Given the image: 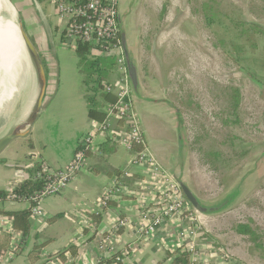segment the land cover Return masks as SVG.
Listing matches in <instances>:
<instances>
[{
	"label": "crops",
	"instance_id": "1",
	"mask_svg": "<svg viewBox=\"0 0 264 264\" xmlns=\"http://www.w3.org/2000/svg\"><path fill=\"white\" fill-rule=\"evenodd\" d=\"M137 1L120 0V28L125 52L136 69L138 83V93L133 92L134 110L148 149L157 163L175 182L180 178L199 202L189 180V161L179 144L181 123L167 90L172 68L176 64L175 43L185 39L191 48L193 37L197 38V29L193 31V14L184 6V0H167L165 6L169 11L164 16L158 13V23H153L151 16L140 20L135 13L143 11L145 6H140ZM32 2L33 9L41 15L39 21L47 26L45 29L50 37L48 44L46 39L36 41L33 37L48 74L47 100L29 134L14 140L3 152L0 158V191L7 192L9 187L28 180L30 175L26 169L35 163L50 171L65 169L80 140L86 135H94L91 155L85 158L83 169L59 194L43 199L37 212L30 216V233L23 245H20L21 234L12 230L11 220L0 218V233L12 234L10 249L1 255L0 264H29L27 256L35 245H44L35 264H95L99 258L107 259L109 252L113 254L119 251L121 264H170L172 258L168 259V254L182 246L187 248L190 244L194 245L196 251L191 264H241L236 254L228 250L225 252L212 239L201 238L199 221L188 201L186 211L164 219L154 233L148 236L135 233L133 226L138 223L142 212L148 215L160 213L164 185L160 179L152 177L145 165L133 167L128 171L129 175L123 177L121 173L132 162L133 153L96 131L95 123L88 119L86 103L79 93L71 90L61 97L55 63L58 56L56 49H52L57 28L56 25L52 27L47 17L42 15L41 4L36 1L40 11ZM147 2L146 10L152 15L155 5L152 0ZM160 26L170 28L161 30ZM183 27H187V32ZM39 42L42 46H39ZM37 122V130L31 133ZM39 144L48 152L47 158H43L42 148H37ZM116 171L120 173V180L115 175ZM117 182L121 184L120 192L112 193L111 205L102 209V196L107 190H116L114 186ZM0 208L18 212L26 210L29 205L24 201H11L0 204ZM89 214L101 215L95 238H91L94 229L90 227ZM118 219H124L126 225L114 232ZM86 229H90L88 233H85ZM104 240H107V250H99V243ZM70 245L77 246L76 257H54ZM19 246L20 250L15 252Z\"/></svg>",
	"mask_w": 264,
	"mask_h": 264
},
{
	"label": "rangeland",
	"instance_id": "2",
	"mask_svg": "<svg viewBox=\"0 0 264 264\" xmlns=\"http://www.w3.org/2000/svg\"><path fill=\"white\" fill-rule=\"evenodd\" d=\"M9 1L41 57L36 41L42 38L48 44L50 37L47 26L39 21V11L33 9L32 0ZM147 1H137L145 7L135 13L136 18L145 20L151 16L153 23H158V13L164 16L169 11L165 6L167 0H152V15L146 10ZM184 6L193 14L197 38L193 37L191 48L185 39L175 43L176 64L170 70L167 90L181 123L179 144L189 161L191 188L203 207L215 206L238 194L218 213H198L201 238L212 239L225 252L236 254L241 264H264V86L258 87L242 72V65L247 64L264 83V34L246 33L248 28L243 26L256 23L264 30V0H184ZM41 7L50 25H57L47 0ZM167 27L170 28L164 26L161 30ZM183 28L187 32V27ZM231 41L241 45L239 52H235ZM61 45L56 34L52 49H56L58 56L55 63L60 95L73 90L83 100V70L76 54ZM236 54L242 58L240 66L229 59ZM110 60L113 61L102 59V65ZM27 74L22 69L16 88L23 98L17 101V97H11L0 105V138L18 124V120L13 123L10 119L17 110L19 119L32 108L34 91L28 89ZM28 75L33 78L32 70ZM106 76L111 80L115 67ZM46 78L48 82V74ZM37 125L38 122L31 133ZM37 148H42V156L47 158L43 146L39 144ZM132 168L129 164L125 171ZM237 224L248 225L255 237L237 235L233 231Z\"/></svg>",
	"mask_w": 264,
	"mask_h": 264
},
{
	"label": "built area",
	"instance_id": "3",
	"mask_svg": "<svg viewBox=\"0 0 264 264\" xmlns=\"http://www.w3.org/2000/svg\"><path fill=\"white\" fill-rule=\"evenodd\" d=\"M56 19L57 32L61 44L69 51L75 52L78 46L85 45L89 48V56L92 58H110L115 65V78L105 84L103 91L114 96V102L106 105L103 112L106 117L102 123H95L96 131L107 135L117 141L127 151L133 153L130 163L135 166H147L152 177L161 180L164 185L161 191L162 209L158 215H148L142 212L139 221L133 226L135 233L140 236H148L155 232L164 219L181 215L187 209V203L181 196L180 188L171 176L157 163L155 157L148 149L145 137L139 126L133 105V92L128 77V68L120 40V10L119 0H47ZM122 125H117L118 122ZM94 134L84 136L68 166L61 171H50L43 167L44 185L42 188L23 198V201L32 207V213L37 212L38 205L43 199L59 194L72 181L76 174L83 169L85 164L84 150H91ZM139 148L133 152L134 148ZM124 177L129 175L123 171ZM40 177V174L37 175ZM12 186L8 191L11 193ZM116 190H107L102 196L100 206L106 208L111 194L119 193L121 184L114 186ZM197 221L200 215L197 211L192 212ZM126 225L124 219H118L114 225V232ZM107 240L99 243V250H107ZM187 251L191 254V260L195 259L194 245L190 244ZM109 252V251H108ZM111 255V253L109 252ZM1 257V256H0ZM99 258L95 264H101ZM116 262H122L117 258Z\"/></svg>",
	"mask_w": 264,
	"mask_h": 264
},
{
	"label": "trees",
	"instance_id": "4",
	"mask_svg": "<svg viewBox=\"0 0 264 264\" xmlns=\"http://www.w3.org/2000/svg\"><path fill=\"white\" fill-rule=\"evenodd\" d=\"M36 1L39 4L43 2V0H36ZM243 26H247L248 28L246 30V33L247 32L252 33V32L258 31L259 34H264V30L260 28L259 25L250 23L247 25L243 24ZM230 44L235 49H237L235 52H239L240 50L239 48H241V45L239 43L238 45H234L235 43L231 41ZM74 53L76 54V57L78 59V65L83 70V75L81 77V85L83 86V89H84L83 100L85 101L86 106H87L88 119H90L94 123H102L106 117L105 113L103 112V108L106 105H109L114 102V96L111 94H107L103 91L104 85L111 83V81L108 80L106 73L110 72V70H113V67H115L114 61L110 60L106 65H102V59H108V58L90 57L89 48L85 45L78 46L77 50H75ZM229 59L239 66L242 65V58H240L239 55L237 54L234 57L230 56ZM42 63L44 66V70L46 72V66L43 60H42ZM247 66H248L247 64L242 65V72L249 78V80L252 83L262 88L264 86V83L259 78L260 75L257 74V72L255 73L251 69H248ZM254 67L255 69L259 71V67L257 66V64ZM117 125L119 126L122 124L119 121ZM80 147H81L80 144H78V146L75 149V152L79 150ZM138 149L139 148L135 147L133 149V152H136ZM83 152H84L85 158L91 155L90 150H86V151L84 150ZM26 172L30 175V178L20 183L19 185L12 186L11 193L6 192V191H0V204H3L5 202H11V201H23V198L33 195L34 193H36L42 188V186L44 185L43 178H44L45 173H42L43 167H41L40 163H35L31 168H27ZM38 174H40V177L37 176ZM121 174H123V172ZM115 175H117L118 180L121 179L119 172L116 171ZM180 192H181L182 198L185 200V202H187L181 190ZM237 195H238L237 193H234L232 196L230 195V197L224 199L220 203L226 202L229 199L230 200L229 204H231L232 197L233 196L236 197ZM109 205H111V199L107 202L106 208ZM31 215H32V207L31 208L29 207L24 211H18V212H8L0 208V218L4 217L7 219H10L12 222L13 232L21 234L22 239H21L20 245H23L25 243V240L27 239L30 233L29 219ZM87 216L91 221L90 227L94 229V234H93V237L91 238H95L97 234V229L101 222V215L89 214ZM88 230L90 229H86L85 233H88ZM233 231L237 235H240V236L255 237L254 231L248 225L237 224L233 228ZM103 236H105V234H103ZM11 241H12L11 233H0V256L4 252L9 251ZM43 247L44 245H35L32 248V250L27 256V260L29 264H35L39 260ZM20 248L21 247L19 246L15 250V252L20 250ZM77 252H78L77 246L70 245V246H67L63 251L56 253L54 257L60 259L64 257L65 255H70L72 258H74L76 257ZM117 258L122 259L120 251L111 254L107 259H103L101 261V264H121V262H116ZM167 258L168 259L172 258L170 264H191L192 263L191 254L187 251V248L185 246H182L178 248L177 250H175L173 253L168 254Z\"/></svg>",
	"mask_w": 264,
	"mask_h": 264
},
{
	"label": "water",
	"instance_id": "5",
	"mask_svg": "<svg viewBox=\"0 0 264 264\" xmlns=\"http://www.w3.org/2000/svg\"><path fill=\"white\" fill-rule=\"evenodd\" d=\"M33 1L35 3V7L41 11L40 7L36 3V0H33ZM7 3L10 5V7L12 8V10L14 11L16 15L20 32L24 36V40L27 43V50L29 52V55H27L26 51H25V54L27 58L29 57L28 58V61L30 64L29 66H30V69L32 70V75H33V78L31 79L29 75L27 74V84H28V88H30L32 92L34 91V94H33L32 108L27 113L26 117H23V115L21 114L20 118L18 119V114H17L18 110L15 112L16 115H14L13 117L11 116L10 119L13 120V123L18 120L17 121L18 124L15 125V128L11 132H9L8 134L0 138V155L6 150V148L14 140L25 138L29 134L31 127L33 126L35 121L39 118V116L41 115L44 109V101H45L46 90H47V78H46V73H45L44 66L40 58V55L38 54V51L36 50V48L33 46L28 35L26 34L24 26L22 25V22L19 19L15 8L13 7V5L10 3L9 0H7ZM22 44L24 46L23 42ZM125 60H126L127 68H128V77L131 83L132 92L137 94L138 93V83L136 79V69L127 52H125ZM24 65L28 66L25 63V60L23 61L22 66ZM22 66L19 68L21 69V72L23 69ZM19 98L21 100V98H23V95L19 94L18 97L16 98L17 101L19 100ZM21 113H22V110H21ZM176 183L179 186L180 190L182 191V194L185 196L188 203L191 205V207L202 215H210L213 213H218L221 210H223L227 205H229L230 200L228 199L226 202H224L218 207L205 208L199 204L197 199L194 198V196H192V194L181 183L180 178L177 179Z\"/></svg>",
	"mask_w": 264,
	"mask_h": 264
},
{
	"label": "bare ground",
	"instance_id": "6",
	"mask_svg": "<svg viewBox=\"0 0 264 264\" xmlns=\"http://www.w3.org/2000/svg\"><path fill=\"white\" fill-rule=\"evenodd\" d=\"M25 51L29 55L16 15L7 0H0V88L3 89L0 93V105L17 94L19 82L15 77L21 76L19 68L24 60L28 65H24V72L30 74L29 57L27 58Z\"/></svg>",
	"mask_w": 264,
	"mask_h": 264
},
{
	"label": "flooded vegetation",
	"instance_id": "7",
	"mask_svg": "<svg viewBox=\"0 0 264 264\" xmlns=\"http://www.w3.org/2000/svg\"><path fill=\"white\" fill-rule=\"evenodd\" d=\"M119 10H120V17H119V18L121 19L120 0H119ZM120 40H121V44H122V48H123V52H124V55H125V43H124V37H123V35H122V33H121V28H120ZM15 78H16V81H18L19 78H20V76L18 77V75H17V77H15ZM17 84H18V83H17ZM130 85H131V83H130ZM18 95H19V93H17L16 95H14V96L12 97V99L18 97ZM2 155H3V153L0 155V158L2 157ZM223 203H224V202H223ZM223 203H219V204H217V205H215V206H212V207H205V208L218 207V206H220V205L223 204Z\"/></svg>",
	"mask_w": 264,
	"mask_h": 264
}]
</instances>
